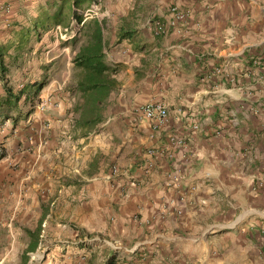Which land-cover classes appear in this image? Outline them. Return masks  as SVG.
I'll list each match as a JSON object with an SVG mask.
<instances>
[{"label": "crops", "instance_id": "obj_1", "mask_svg": "<svg viewBox=\"0 0 264 264\" xmlns=\"http://www.w3.org/2000/svg\"><path fill=\"white\" fill-rule=\"evenodd\" d=\"M92 5L115 68L92 130L55 57L7 76L29 91L51 64L30 112L23 92L0 115V264H264V0H0V45Z\"/></svg>", "mask_w": 264, "mask_h": 264}, {"label": "trees", "instance_id": "obj_2", "mask_svg": "<svg viewBox=\"0 0 264 264\" xmlns=\"http://www.w3.org/2000/svg\"><path fill=\"white\" fill-rule=\"evenodd\" d=\"M62 7L58 8L53 17L42 16L34 22L30 29L19 33L16 36V43L11 45V49L0 45V81L3 89V94L0 96V115L4 118H9V111L18 107L23 92L25 94L23 102L27 103L28 112H30L38 99V93L45 86L50 71L49 66L42 67L44 74L41 81L28 83L29 91H24L22 88L15 93L7 76L12 67L18 68L17 65L21 61L30 57L28 54L33 49L32 42L40 41L41 37L55 26L53 24L57 25L64 22L66 16L61 14ZM71 13L72 19L76 23H80L82 20L80 15L75 10ZM69 23L64 27H68ZM80 37L71 40V44H78L71 58L72 68L77 74H74L73 78L67 82L66 90L69 95L75 97L73 110L76 118L74 125L84 134L92 130L102 118V105L115 84L113 78L115 68L108 66L105 62L103 28L98 22H84ZM56 70H58L57 64L54 71ZM16 111V115L11 118L14 123L18 117L24 115L21 112L22 109H16Z\"/></svg>", "mask_w": 264, "mask_h": 264}, {"label": "built area", "instance_id": "obj_3", "mask_svg": "<svg viewBox=\"0 0 264 264\" xmlns=\"http://www.w3.org/2000/svg\"><path fill=\"white\" fill-rule=\"evenodd\" d=\"M170 12L175 14L176 19H182L185 16V14L179 12L176 7L170 8ZM79 15L82 19L80 23H76L74 20H71L68 27L57 25L53 28L54 33L58 34L62 39L69 40L79 33L80 27L84 22L95 19L100 23L104 17L103 13L96 5H92L85 8L84 10H81L79 12ZM156 26L158 27L157 30L161 31L162 26L158 23L156 24ZM41 107H44V105H42ZM137 115L151 121V123L155 126L163 124L165 121H167L168 118L167 110L161 103L145 104L137 110ZM170 141L177 144L182 143L181 139L176 138H170ZM112 172H115V168L112 169Z\"/></svg>", "mask_w": 264, "mask_h": 264}, {"label": "rangeland", "instance_id": "obj_4", "mask_svg": "<svg viewBox=\"0 0 264 264\" xmlns=\"http://www.w3.org/2000/svg\"><path fill=\"white\" fill-rule=\"evenodd\" d=\"M92 21H96V20L95 19L88 20V22H92ZM81 31H82V26L80 27L79 33L76 36H74L72 39H74L76 37H80ZM43 36L41 37L40 41L46 42L49 40L48 43H54V45H55L54 48L52 50H51V47H49V48L44 47L45 49L40 48L39 52H33V50H32L31 53L28 54V56L30 55V57H27L26 59H30V58L32 59L34 57L41 56L43 59L46 58L49 60L50 58L55 57V60L53 62H56V64L58 65V70H57L58 72L56 71L57 74H59L60 77L61 76H67V78L72 79L74 74L76 75L77 72L74 71L72 68L71 58L73 56L74 51L77 49L78 44H76V45L71 44L72 39H69V40L62 39L58 34H55L54 31H51V35L46 37L45 39H43L44 38ZM80 38H82V37H80ZM45 45H47V44H45ZM72 45L74 46V48ZM41 66L42 67L43 66H49L50 67L51 64H50V62L44 63L42 61ZM54 68H55V66L51 68V71ZM51 71H49V74L51 73Z\"/></svg>", "mask_w": 264, "mask_h": 264}, {"label": "bare ground", "instance_id": "obj_5", "mask_svg": "<svg viewBox=\"0 0 264 264\" xmlns=\"http://www.w3.org/2000/svg\"><path fill=\"white\" fill-rule=\"evenodd\" d=\"M62 25V24H61Z\"/></svg>", "mask_w": 264, "mask_h": 264}]
</instances>
